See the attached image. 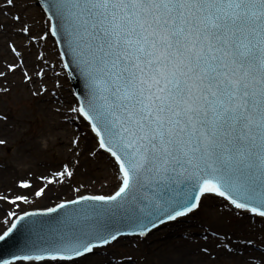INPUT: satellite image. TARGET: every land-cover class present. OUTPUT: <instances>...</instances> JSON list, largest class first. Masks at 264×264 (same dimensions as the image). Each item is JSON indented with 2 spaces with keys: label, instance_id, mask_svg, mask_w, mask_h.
I'll return each mask as SVG.
<instances>
[{
  "label": "snow or ice",
  "instance_id": "snow-or-ice-1",
  "mask_svg": "<svg viewBox=\"0 0 264 264\" xmlns=\"http://www.w3.org/2000/svg\"><path fill=\"white\" fill-rule=\"evenodd\" d=\"M45 11L43 35L66 45L64 69L88 88L69 111L109 155L118 185L46 208L80 205L46 237L32 238L38 213H6L15 220L0 242L27 236L0 264H81L216 198L242 221L264 220V0H47ZM73 175L65 163L22 179L11 203H26L29 191L46 196ZM230 245L217 246L231 255Z\"/></svg>",
  "mask_w": 264,
  "mask_h": 264
},
{
  "label": "rangeland",
  "instance_id": "rangeland-1",
  "mask_svg": "<svg viewBox=\"0 0 264 264\" xmlns=\"http://www.w3.org/2000/svg\"><path fill=\"white\" fill-rule=\"evenodd\" d=\"M3 1L7 2V0ZM16 1L28 2L30 9L33 10V17L30 18L28 23L31 28H34L32 39H36V41L30 43V49H32L34 56L41 59V62H47L48 67H51L52 80L50 88L57 96L60 95L64 98L63 101L60 97V108L64 110L65 118L74 122L70 123L71 129H69L70 131L67 134L68 138H62L60 133L50 127V122L52 120L51 116H53L51 110H49V112L52 115H50L49 112L45 113L40 108L37 110L36 103L38 99L31 96L29 90L25 91L24 88H19L17 90L12 89L8 92L0 93V108L4 114L0 123H7L10 128V139L6 143L0 144V166H3V168H0L3 170L6 169V171H12L10 174L12 176H20V178H23L28 171L49 174V172L52 173L60 169L61 165L67 163L69 169L73 170L74 175L63 184H57L46 189L47 192L52 194L48 197H37L32 191H29L24 193L28 197L27 202L18 201L16 205H13L11 200H4L1 198L0 232L9 227L15 218L14 216L6 215V213L21 214L32 209L50 207L84 194L108 195L114 192L116 187H108V181L106 180V182L104 181L105 185H101V187L99 183H95V181L102 179L103 173H107L117 179L116 171L109 155L103 150H99L95 147L94 133L90 132L86 122L79 118L75 112L69 111L70 108H75L77 106V100L75 99L70 80L67 78V70L63 67L64 62L58 47H56L57 44L54 38L43 35L47 27L46 21L48 18L45 17V13L38 6L36 0H13V2ZM12 16V18H5L9 19L10 22L16 26L20 24V27H22L23 23H21V18H27L19 17L20 20L17 21L15 19L16 17H14V15ZM80 136L85 137L79 140L80 147L76 148L75 145H73L74 148L71 150L73 153L72 160L75 159V154H77L76 158L79 160V163L76 164L77 160H75L74 163L67 158L66 148L69 146L72 147V140H76ZM90 149L93 151H90ZM74 166H78V169H75ZM103 179H106V177ZM12 184L14 183L11 182L6 184L3 182L0 187L8 189L9 186L12 187ZM40 186L41 184L39 182L35 185V187ZM216 199L222 204L220 206L229 210L224 216H220L219 219L221 227H224L223 233L233 234L235 230L234 226L240 217L234 215L232 211L221 202L220 198ZM204 208L205 207L202 206V209L198 210L195 215L189 216L190 219L203 225H197L196 228L206 226L210 228L213 224L214 218L211 217L210 212L206 211V208ZM154 233H151L146 238L139 241L121 239V241L114 243L111 247H106L101 250L99 255L82 261L81 264H97L99 263L98 256L105 254L110 255L117 264H125V260H130L131 264H152L155 260L154 255L149 252L153 250L152 246L158 245L159 247L162 243V248L164 250L166 248V245H164L165 241H162L164 234L162 232ZM202 236L203 235L200 234V237H196L200 239ZM202 245L204 247L206 243ZM235 257H237L236 254L227 255L223 258L224 260H217L214 264H237L238 261ZM176 263L185 264L180 262Z\"/></svg>",
  "mask_w": 264,
  "mask_h": 264
},
{
  "label": "bare ground",
  "instance_id": "bare-ground-1",
  "mask_svg": "<svg viewBox=\"0 0 264 264\" xmlns=\"http://www.w3.org/2000/svg\"><path fill=\"white\" fill-rule=\"evenodd\" d=\"M33 14L28 2L16 1L9 5L6 1L0 0V93L19 88H24L25 91L29 90L31 96L38 99L36 103L37 110L40 108L45 113L51 110L53 116H51L50 127L60 133L62 138H68L67 134L70 131L69 129H71V125L68 122V118H65L64 110L60 108L61 98L63 101L64 98L60 95L57 96L50 88L52 80L51 67H48L47 62H41V59L34 56L32 49H30V43L36 41V39H32L34 28H31L28 23ZM12 15L14 17H27L26 19L21 18L22 27H20V24L14 25L9 19L5 18H12ZM25 28L30 29V33H26L24 31ZM25 73H27V78ZM2 112L0 108V120L4 116ZM49 114L52 115L50 112ZM9 132L10 128L7 123H0V140L4 141V143L10 139ZM71 146L66 148V156L74 163L77 160L76 164H78L77 154H75V159L72 160L73 153L71 150H73L74 146L73 144ZM0 167L3 168V166ZM77 167L74 166L75 169H78ZM1 168L0 185L3 182L6 184L13 182L14 184H12V187L9 186L8 189L0 187V199L5 196L14 198L16 195L21 194L22 190L18 187L20 180L34 179L42 174L41 172L28 171L25 177L20 178V176L10 175L12 171H6V169L3 170ZM49 174L51 173L49 172ZM104 177L106 179H103ZM103 178L99 179V181H94L101 186L105 185L104 181L106 180L108 181V187H117L118 179L115 177L103 173ZM34 183L36 185L38 181L34 180ZM50 195L52 194L47 192L45 197ZM220 205L222 204L217 199L206 200L203 203V207L206 208L204 209L209 211L210 216L214 218L210 228L207 226L196 228L197 225H203L188 217L181 218L178 222H171L169 225H164L163 229L159 228L157 232L155 231V233L162 232L164 234L162 241H165L164 245H166V248L165 250L162 248V243L159 247L158 245L152 246L153 250L149 251L155 258L152 264H177L176 262L214 264L217 260H224L223 258L228 255L220 250L217 245L227 242L229 238L231 239L230 247L233 249L232 254L237 255L235 257L238 261L237 264H264V220L255 218L242 221L240 218L234 226L233 234L225 236L226 233H223L224 227H221L219 219L220 216H224L229 210ZM201 209L202 207L199 210ZM200 234L203 236L199 239ZM248 240H251L252 243L249 244ZM203 243H206L204 247L209 250L207 254L201 251ZM98 258L99 263L97 264H117L107 254L100 255ZM124 262L129 264L130 260H125Z\"/></svg>",
  "mask_w": 264,
  "mask_h": 264
},
{
  "label": "water",
  "instance_id": "water-1",
  "mask_svg": "<svg viewBox=\"0 0 264 264\" xmlns=\"http://www.w3.org/2000/svg\"><path fill=\"white\" fill-rule=\"evenodd\" d=\"M39 1H40V5L43 6L44 11H45V9L47 8V0H39ZM46 14L48 15L47 12ZM55 38L58 42L60 51L64 57V61L69 60L71 57L64 55V53L67 50L66 45H63L60 42L58 37H55ZM68 72L70 75L69 78H71L73 87L76 91V96L79 98V101H82L85 98V96L88 95V88L86 87L85 81L79 75L78 71L70 72L68 70ZM83 203L85 202L82 201L81 204ZM78 207H80V205H67L65 209H57L56 213H47L46 211L34 212V213H38V215L33 217V219L39 221V223L36 225V231L33 234L32 238L37 239L38 237H46L50 231L57 229L58 227H62V225L60 224V221L63 219L64 215L68 212V210L72 208H78ZM170 223L171 222L165 225H169ZM123 230L127 231V229H123ZM155 231L157 230H154V232ZM26 236L27 234L24 232H17V233H14L12 239H10L7 243L0 242V260H11L13 254H18L19 249L23 246L25 242Z\"/></svg>",
  "mask_w": 264,
  "mask_h": 264
}]
</instances>
